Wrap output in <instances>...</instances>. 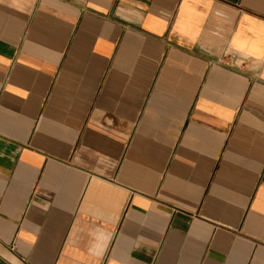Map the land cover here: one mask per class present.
<instances>
[{
  "label": "crops",
  "instance_id": "1",
  "mask_svg": "<svg viewBox=\"0 0 264 264\" xmlns=\"http://www.w3.org/2000/svg\"><path fill=\"white\" fill-rule=\"evenodd\" d=\"M0 264H264V0H0Z\"/></svg>",
  "mask_w": 264,
  "mask_h": 264
}]
</instances>
